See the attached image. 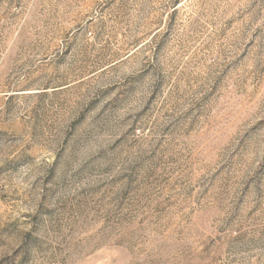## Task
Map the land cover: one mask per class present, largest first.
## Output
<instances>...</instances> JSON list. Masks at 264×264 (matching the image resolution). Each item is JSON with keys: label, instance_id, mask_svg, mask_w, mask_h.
Instances as JSON below:
<instances>
[{"label": "rangeland", "instance_id": "rangeland-1", "mask_svg": "<svg viewBox=\"0 0 264 264\" xmlns=\"http://www.w3.org/2000/svg\"><path fill=\"white\" fill-rule=\"evenodd\" d=\"M0 264H264V0H0Z\"/></svg>", "mask_w": 264, "mask_h": 264}]
</instances>
